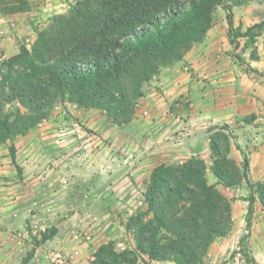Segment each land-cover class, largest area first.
Instances as JSON below:
<instances>
[{"label":"crops","instance_id":"1","mask_svg":"<svg viewBox=\"0 0 264 264\" xmlns=\"http://www.w3.org/2000/svg\"><path fill=\"white\" fill-rule=\"evenodd\" d=\"M238 8L242 7L234 9V25L246 30L251 26L249 17H242ZM38 13L33 7L12 14L0 11V53L10 58L20 52L19 41L37 29L32 20ZM258 38V59L251 58L247 49L241 52L244 43L235 49L222 8L203 42L144 85L141 107L129 123L113 124L104 111L66 103L58 105L45 122L28 133L0 142V264H22L31 243L27 235L15 232L23 231L28 219L38 217L54 224L57 234L37 247L27 264H46V250L50 248L62 247L75 258L83 256L86 250L70 242L66 230L73 225L88 229L87 221L81 219L84 211L71 215L69 210L84 203L85 211L97 210L105 220L109 210L116 208L114 196L107 197L112 192L94 187L95 178L115 183L128 173L132 185L127 189L144 190L160 163H181L193 156L212 160L211 135L223 125L228 126L225 132L232 133L230 157L243 171L247 156L248 179L264 182V31ZM74 123L96 130L107 138L106 145L92 153L79 151L80 133H71L60 142L58 134L73 130ZM123 147L127 153L121 151ZM135 150L138 155L132 159L129 154ZM208 177L232 199L233 225L229 234L213 242L207 264H250L244 251L264 264L263 204L258 198L254 202L249 227L251 191L246 180L225 187L213 175ZM63 178L69 183L63 184ZM85 187L89 190L83 191ZM110 187L114 192L121 188ZM31 210H38V214L31 215ZM64 215L66 219L59 220ZM104 220L94 227L97 238L115 236L108 232L110 224ZM239 246L244 249L242 253L237 251ZM152 264L175 263L152 260Z\"/></svg>","mask_w":264,"mask_h":264},{"label":"trees","instance_id":"2","mask_svg":"<svg viewBox=\"0 0 264 264\" xmlns=\"http://www.w3.org/2000/svg\"><path fill=\"white\" fill-rule=\"evenodd\" d=\"M72 1L69 12L55 15L38 31L31 49L21 45L20 52L8 59L0 77V142L28 133L61 101L104 111L113 124L129 123L145 94L144 85L205 40L219 7L226 11L235 48L239 38L247 37L250 45L264 30V19L246 30L234 25L236 7L260 0ZM31 8L30 0H0L3 14ZM12 104L17 107L6 111ZM230 148L228 135H211V169L225 187L246 180L251 191L250 227L257 198L264 206V182H251L248 157L242 171L230 157ZM207 170L206 161L195 156L181 164L157 165L145 192L147 207L129 225L136 230L138 250L119 251L114 243L104 244L93 264H152V260L207 264L211 245L229 234L233 225L232 199L209 182ZM56 233L53 229L36 238L22 264ZM244 253L248 263L259 264Z\"/></svg>","mask_w":264,"mask_h":264},{"label":"rangeland","instance_id":"3","mask_svg":"<svg viewBox=\"0 0 264 264\" xmlns=\"http://www.w3.org/2000/svg\"><path fill=\"white\" fill-rule=\"evenodd\" d=\"M31 2V6L35 9L38 10V14L33 16V24L34 26L37 28L36 31H34L35 33L32 35H28V36H24L20 41V47L21 45H25L26 44V39L30 38L33 39L34 41L37 38L38 35V31L42 30L44 28H46L52 21V19L54 18L55 15L58 14H64L70 11L73 1L72 0H30ZM43 9H45L43 11ZM42 11V12H40ZM222 11V7H219L217 9V11L215 12V16L219 17L220 13ZM238 13H240V15L242 17H249V24L252 26L256 23L261 22L264 19V0H260V1H255L253 3H251L248 6H244L242 8H238ZM264 31V30H263ZM263 31L261 32L260 35H262ZM36 34V37L34 38L33 35ZM258 35L256 37L255 42L251 43L250 45L249 40L247 37H241L237 40L238 42V47L241 46L242 43H244V47L242 48L241 52H246V49L249 50L250 56L251 58H253V54L258 55V44L257 41L259 40V36ZM238 47H236L235 49H237ZM3 53V52H2ZM4 54V53H3ZM237 57L239 58V60L243 61V57L242 54H240V52L236 53ZM259 57V56H258ZM8 57L5 58V60L0 63V77L3 76L4 72L6 71V63L8 61ZM254 59V58H253ZM245 62V61H244ZM140 100V99H139ZM138 100V102H139ZM66 103H70L69 101H61L59 103H57V105L55 106V108L58 105H63ZM140 103V102H139ZM15 107H17V104H12V105H7L6 107V111H11L13 110ZM54 108V110H55ZM23 111H26L25 108L22 107ZM53 110V112H54ZM137 111V109H136ZM52 112V113H53ZM51 113V115H52ZM106 113V112H105ZM50 115V116H51ZM107 115V114H106ZM49 116V117H50ZM48 117V118H49ZM48 118L44 119L42 122H45ZM251 120V118H249V121ZM41 123V122H40ZM39 123V124H40ZM118 125V124H117ZM82 127L88 131H94L96 133H98L96 130H93L91 128H88L85 125H82ZM223 129H228V126L223 125L220 126L217 130H215L213 133H223L226 134L230 137V133L225 132ZM228 131V130H227ZM100 134V133H98ZM101 135V134H100ZM102 136V135H101ZM234 136V135H232ZM103 137V136H102ZM105 143L104 146L107 143V138H105ZM100 148H98L97 150H99ZM123 149V150H122ZM79 151H84L87 152L85 149H81ZM121 151H123L124 153L128 151V149L126 150L124 147L121 148ZM138 151V150H137ZM213 156V154H212ZM195 157H200V156H195ZM202 158V157H200ZM204 159V158H202ZM205 160V159H204ZM213 157L212 160L206 162L207 166H208V170L207 173L208 175H213L215 177V175L212 172V165H213ZM206 161V160H205ZM168 164H181V163H177V162H165ZM129 176L128 173H126L125 175L123 174L122 177H119L116 179V182L113 183L111 182L112 180H107V179H103V178H95L94 179V187L96 189H98V191H102V190H107L108 192H112V194L107 195V197H112L114 196L115 198V203H116V208L109 210L108 214V218L107 219H103V216L100 215V213L97 210H91L88 209L87 211H89L91 214L93 215H98L100 217V219L104 220V223L110 224L107 226L108 228V232L110 231L112 234L114 235H110L108 237L105 238H97V235L95 234V238L93 241H86L84 239H73L71 237H69V229L72 227H68L66 230V235L67 238H69L70 242H72L75 246H81L82 249L86 250L85 253L82 255H80L79 257H73V253H69L68 250L62 248V247H57V248H62L64 250V252L66 253L67 257H68V264L73 263L74 261H77L80 264H93L94 258H95V253L97 251V249L104 244H108V243H114L115 248L119 251H122L124 249H131V250H138L137 248V238H136V230L133 227H130V223H131V219L136 216L140 211H144L147 207L146 201H145V192L147 189L143 188L140 189V191L138 192H133V190L131 188V190L127 189L128 186V182H131V180H129V178L127 177ZM128 178V182L126 183V180ZM216 178V177H215ZM209 182L210 177H208ZM132 182H134L132 180ZM113 183V184H112ZM211 183V182H210ZM3 184H5V182H3ZM119 186L121 187L120 189H118L116 192L111 190V187L109 188V186ZM89 187V186H88ZM88 187H85L83 189V191L89 190ZM133 188V187H132ZM121 189H125L124 191L126 193H121L119 190ZM122 190V191H123ZM142 201H145L144 204H140ZM86 208L84 207V203H78L74 208H72L71 210H69L68 213H70L71 215H73L74 213H83V211L85 212ZM38 210H31V215L34 214H38L37 213ZM67 216H62L59 220H64L66 219ZM53 229H57L56 226L52 223H50V221L47 219L43 220L41 217H38L37 219L32 218L28 219L27 222L25 223L24 226V230L20 231L17 230L15 232V234L19 235V233H24L25 235H27V240L31 243L30 245V249L32 250V248L35 245V239H41L42 235L46 232H50ZM57 234V233H56ZM41 246V245H40ZM75 250H78V247L73 248ZM30 250V251H31ZM48 249L46 250L47 253ZM245 254V253H244ZM145 258L148 259V256H143ZM37 260V259H36ZM47 260V257H46ZM33 264V262L31 263ZM48 264V260L47 263ZM140 264H143V262L141 261Z\"/></svg>","mask_w":264,"mask_h":264},{"label":"built area","instance_id":"4","mask_svg":"<svg viewBox=\"0 0 264 264\" xmlns=\"http://www.w3.org/2000/svg\"><path fill=\"white\" fill-rule=\"evenodd\" d=\"M34 40L27 38L26 39V46L31 49ZM6 58V55L3 53H0V63H2ZM141 107V104L137 102L136 109H139ZM144 113H148L146 110ZM42 123V122H41ZM74 129L73 130H63L58 134V139L60 142H64L67 139V136L71 133H80V138H77L79 141L78 150L85 149L87 152L92 153L96 151L98 148L102 147L105 143L104 137H102L100 134L94 132V131H88L84 129L80 124L74 123ZM128 152V151H127ZM138 155V151L135 150L129 154V156L134 159ZM126 183L128 182V178L125 179ZM63 184H68L69 180L68 178H63L62 180ZM129 183V184H128ZM128 185H132L131 182H128ZM133 192H137L134 188H131ZM145 201H142L140 204H144ZM81 219L83 221H87V227L88 229L83 230L80 228L79 225H73L69 229V237L73 239H84L86 241H93L95 238V231L94 227H96L97 224L101 222V219L98 215H93L89 211H85L83 215L81 216ZM243 247L239 246L237 251L242 253ZM46 257L48 260V264H68V257L64 250L62 248H50L48 249L46 253Z\"/></svg>","mask_w":264,"mask_h":264}]
</instances>
